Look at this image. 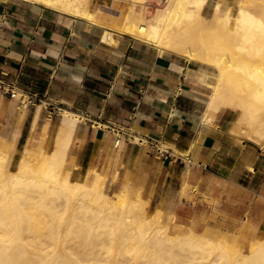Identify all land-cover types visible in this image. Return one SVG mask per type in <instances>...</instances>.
<instances>
[{"label": "crops", "instance_id": "crops-1", "mask_svg": "<svg viewBox=\"0 0 264 264\" xmlns=\"http://www.w3.org/2000/svg\"><path fill=\"white\" fill-rule=\"evenodd\" d=\"M239 2L206 0L202 13ZM200 73L198 63L127 36L109 44L98 26L0 0V80L36 96L19 106L0 91V141L12 145L11 163L42 137L50 151L59 111L67 110L79 117L67 153L72 176L119 168L141 189L149 213L173 216L176 232H264V151L231 132L238 111L208 113L211 90ZM113 127L148 144L115 147ZM155 146L166 153L157 156Z\"/></svg>", "mask_w": 264, "mask_h": 264}, {"label": "bare ground", "instance_id": "bare-ground-1", "mask_svg": "<svg viewBox=\"0 0 264 264\" xmlns=\"http://www.w3.org/2000/svg\"><path fill=\"white\" fill-rule=\"evenodd\" d=\"M19 1L98 26L109 44L127 36L198 63L211 90L208 113L238 111L231 132L264 151V0L224 11L217 4L209 17L206 0H108L113 17L100 15L94 0ZM59 112L52 149L43 137L35 147L28 142L14 171L7 170L12 145L0 141V264H264V235L245 253L238 234L176 232L173 216L149 213L129 180L109 191L111 180L94 168L73 180L67 153L79 117Z\"/></svg>", "mask_w": 264, "mask_h": 264}, {"label": "rangeland", "instance_id": "rangeland-1", "mask_svg": "<svg viewBox=\"0 0 264 264\" xmlns=\"http://www.w3.org/2000/svg\"><path fill=\"white\" fill-rule=\"evenodd\" d=\"M103 1V2H102ZM163 1V2H162ZM164 1L165 0H160L161 4L163 5L164 4ZM99 2V3H98ZM94 3H96L95 5H98L100 9H102V12H100L99 14L102 15V16H107L109 17V15H112L110 17H113L115 16L117 13L114 12V11H111V10H108L104 7H110L113 3H111L110 1L106 0H94ZM108 3V4H107ZM104 6V7H103ZM43 7V6H42ZM44 8V7H43ZM104 9V10H103ZM106 10V12H105ZM234 10V9H233ZM181 58V57H180ZM103 128V127H102ZM133 144H136V145H139L138 142H137V139L134 140ZM43 146L45 147V150L46 151H49L48 150V147L45 146V142L43 141ZM162 149H164V147L162 146L161 147ZM20 155V154H19ZM18 155V157H19ZM11 156H12V152L10 151L9 153V158H8V161H7V170L8 171H14L15 170V165H16V162H13L11 163ZM18 159V158H17ZM66 168H68V162H67V165H66ZM117 171L118 174H113L114 171ZM101 172H103V174L109 179L111 180V184H107V189L109 191H116L118 188H119V182L122 181V179H124L125 177L120 175L119 173V168L115 167L113 171L111 172H104L101 170ZM78 178V177H77ZM75 176H72V179L73 180H76L77 179ZM131 182V181H130ZM250 225V224H249ZM255 229V228H254ZM202 233H205V234H209L213 237H219V236H222V235H226V236H233L234 234H238L237 235V240H236V243L237 245L242 248V250L247 253L248 249H249V245L252 241H254L256 238H261L263 235H264V232H260L258 230L255 229V232L252 233L250 232L249 230H244L243 231V234L242 233H233V232H227V231H221V230H218V229H212V228H206L205 230L201 231Z\"/></svg>", "mask_w": 264, "mask_h": 264}, {"label": "built area", "instance_id": "built-area-1", "mask_svg": "<svg viewBox=\"0 0 264 264\" xmlns=\"http://www.w3.org/2000/svg\"><path fill=\"white\" fill-rule=\"evenodd\" d=\"M0 91L7 95L10 99L16 98V101L19 106H26L32 101H35L36 96H30L25 93H23L21 90L17 88V86L14 83H6L2 80H0ZM112 132V135L115 138V147H118L120 144L127 142L129 144L133 143L135 139H137L138 144L140 145H146L148 144L147 139L142 138H136L132 136L131 134H126L122 129L113 127L110 129ZM156 147V155L159 157H162L166 152L161 147Z\"/></svg>", "mask_w": 264, "mask_h": 264}]
</instances>
